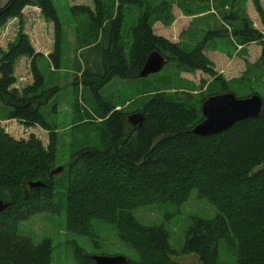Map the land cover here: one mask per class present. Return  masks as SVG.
Returning <instances> with one entry per match:
<instances>
[{
	"label": "trees",
	"instance_id": "1",
	"mask_svg": "<svg viewBox=\"0 0 264 264\" xmlns=\"http://www.w3.org/2000/svg\"><path fill=\"white\" fill-rule=\"evenodd\" d=\"M185 1L179 5L181 10L193 16L201 11L200 3L207 0ZM235 1L231 0V6ZM251 1L264 20L258 0ZM27 5L38 7L43 18L53 24L55 53L50 59L57 67L62 36L52 0H9L0 9V27L8 18L20 17ZM93 5L94 12L79 7L71 8L69 13L83 15L94 32V44L89 41L78 48L85 54V69L100 65L91 76L102 78V84L113 78L139 79L153 51L165 58V64L174 62L181 72L201 70L213 75L202 55V43L185 53L153 34V16L166 11L165 2L93 0ZM129 10L137 12V20L127 29L130 39L125 42L124 16ZM163 16L165 23L171 20ZM219 18L221 24L214 21L215 26L214 22L208 26L203 41H261V34L236 9L219 13ZM262 47L264 60V44ZM96 55H100L99 62ZM21 57L30 59L32 72L35 60L41 57L22 32L5 52H0V201L9 204L0 213V264H51L50 241L34 245L18 234L17 225L32 216L61 209L65 230L77 236L93 238L96 222L113 226L119 240L137 254L136 260L126 258L125 264H176L170 260L175 254L165 229L139 224L134 213L154 203L179 205L193 190L208 201L216 216L193 221L180 255H195L200 264H217L219 246L223 245L235 256V264H264V107L257 119L237 123L226 132L206 138L190 132L202 119L200 105L204 99L197 100L185 90L152 94L141 104L143 121L139 129L129 126L120 110L108 109L101 118L109 134L106 148L71 152L65 190L57 200L54 177L49 178L57 159V137L47 128L40 111L52 96L42 99L44 92L37 93L39 76L22 92L10 87L15 62ZM214 83L221 89L207 97L229 92L220 78ZM8 120L48 129V144L44 147L34 136L27 140L12 138L1 126V121ZM30 182H41L44 187L29 189ZM75 257L77 264H94L92 256L79 249Z\"/></svg>",
	"mask_w": 264,
	"mask_h": 264
},
{
	"label": "rangeland",
	"instance_id": "2",
	"mask_svg": "<svg viewBox=\"0 0 264 264\" xmlns=\"http://www.w3.org/2000/svg\"><path fill=\"white\" fill-rule=\"evenodd\" d=\"M8 1L0 0V9ZM52 1L61 23L62 36L60 46L58 45L60 58L57 67L50 59L55 53L53 24L43 18L40 9L36 6H25L20 17L8 18L0 27V52H5L8 44L13 43L17 35L22 32L27 35L34 52L41 56L35 60L33 72L30 59L19 58L15 62L16 69L14 65V81L10 87L22 92L31 87L39 76L40 87L37 93L44 92L42 99L52 96L40 111L44 115L47 128L57 137V159L54 169L62 168L61 173L54 176L57 200L65 190L71 152L83 148L99 150L106 148L109 134L101 124V118L108 109L120 110L126 120L129 115L140 112L141 104L152 94L173 89L185 90L197 100L206 99L210 92L215 93L221 89L218 83H214L216 78H220L236 98L244 99L257 94L264 103V60L262 59L264 20L258 15L251 0H236L233 6L231 0H214V2L207 0L200 3L201 7L206 6L205 9L203 8L204 11L207 10V15L202 18L206 24L205 29L214 21L221 24L220 18L218 19L219 13L226 10L236 9L244 15L251 26L261 34L262 39L260 42L243 44L232 39L230 44L221 39L203 41L205 32L199 31L200 24L197 19H193L195 15L194 17L185 15L181 10L182 5L179 6L183 0H154L155 4L165 2L166 11L153 16L155 18L152 24L153 34L177 45L185 53L202 43L204 48L202 55L209 62L208 68L213 75L201 70L191 73L181 72L174 62H170L165 64L160 72L145 78L126 81L113 78L106 84H102V78L91 76L96 70H100V65L96 67L95 64L85 69L83 60L85 54L79 53L78 46L89 41L90 44H94L95 41L92 40L94 32L83 15L72 16L69 13L71 8L79 7L94 12L93 0ZM220 1L223 5L219 4ZM258 3L264 18V5L260 0ZM129 11L124 16L125 27L122 36L125 42L130 39L127 29L132 28L137 20V12ZM163 14L168 15L167 19L171 20L165 23ZM191 20L193 24L190 23ZM169 28L171 30L168 34ZM77 38L79 40H76ZM96 57L99 62L100 55ZM1 125L4 131L16 140H27L29 136H34L44 147L48 144V129L37 125L27 126L17 120H8L7 123L1 121ZM63 213L64 209H61L53 213L46 212L32 216L18 223L17 232L29 238L34 245L42 240H49L52 246L51 264H77L76 249L90 256H123L133 261L137 259V254L119 240L113 226L96 222L93 238L77 236L65 230ZM134 216L143 226H161L165 229L169 247L175 254L170 257L172 262L200 264L195 255H180L185 233L194 220H212L216 216V211L206 199L198 197L197 192L193 190L179 205L154 203L137 209ZM235 261V256L220 245L217 264H235Z\"/></svg>",
	"mask_w": 264,
	"mask_h": 264
},
{
	"label": "water",
	"instance_id": "3",
	"mask_svg": "<svg viewBox=\"0 0 264 264\" xmlns=\"http://www.w3.org/2000/svg\"><path fill=\"white\" fill-rule=\"evenodd\" d=\"M166 60L159 53L153 51L147 56L138 78H145L148 75L161 71ZM264 103L261 97L253 94L244 99H238L234 94L228 92L212 95L204 99L201 103L200 114L202 119L190 130L191 134L206 138L228 131L237 123L257 119L263 112ZM143 121L140 112L129 115L126 123L133 129H139ZM61 167L51 171L49 178L60 174ZM44 187L41 182L28 183L29 189H39ZM7 202L0 201V213L8 208ZM94 264H125L126 258L123 256H97L91 257Z\"/></svg>",
	"mask_w": 264,
	"mask_h": 264
},
{
	"label": "crops",
	"instance_id": "4",
	"mask_svg": "<svg viewBox=\"0 0 264 264\" xmlns=\"http://www.w3.org/2000/svg\"><path fill=\"white\" fill-rule=\"evenodd\" d=\"M261 1V4H263L264 5V0H260ZM262 5V6H263ZM201 7V6H200ZM204 7V6H203ZM203 7H201V11H198L196 14H195V17H194V15H193V17H191V18H193V19H198V22H199V24H200V29H199V31L200 32H205V31H207L208 30V28L207 29H205V22L204 21H202V18L203 17H205L206 15H207V10L206 11H202V8ZM195 8V7H194ZM264 8V7H263ZM205 9V8H204ZM192 22V24L194 23L192 20L190 21V23ZM211 26V25H210ZM170 30H171V28H169V30L167 31V30H165V31H167V33L169 34V32H170ZM222 41H224V40H222ZM15 69H16V65H15ZM16 87V86H15ZM8 121H6V123H7ZM2 126V125H1Z\"/></svg>",
	"mask_w": 264,
	"mask_h": 264
}]
</instances>
